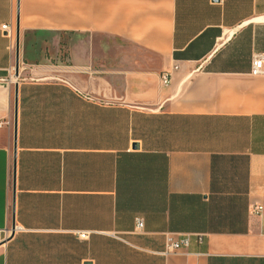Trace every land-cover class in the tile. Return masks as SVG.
Segmentation results:
<instances>
[{
	"label": "crops",
	"instance_id": "crops-1",
	"mask_svg": "<svg viewBox=\"0 0 264 264\" xmlns=\"http://www.w3.org/2000/svg\"><path fill=\"white\" fill-rule=\"evenodd\" d=\"M2 25L0 264H264V0H0Z\"/></svg>",
	"mask_w": 264,
	"mask_h": 264
},
{
	"label": "built area",
	"instance_id": "built-area-1",
	"mask_svg": "<svg viewBox=\"0 0 264 264\" xmlns=\"http://www.w3.org/2000/svg\"><path fill=\"white\" fill-rule=\"evenodd\" d=\"M0 31L9 39L12 38V34L10 31V27L8 25H2L0 27ZM249 74L251 76H264V54L254 55L251 59L250 64V72ZM161 82L163 85H167L169 83V75L167 73L163 74L161 76ZM250 214L255 216H260L264 214V204H256L254 206H251L249 210ZM135 229L136 230H142L143 228V221L140 218L135 219ZM86 232H78L77 236L80 239L87 238ZM111 237L120 239L115 234H111ZM188 246V239L187 237L183 239H176L173 235H166L164 238V248L163 251L160 252L161 255L167 256L171 253H174L178 251L181 248H185Z\"/></svg>",
	"mask_w": 264,
	"mask_h": 264
},
{
	"label": "water",
	"instance_id": "water-1",
	"mask_svg": "<svg viewBox=\"0 0 264 264\" xmlns=\"http://www.w3.org/2000/svg\"><path fill=\"white\" fill-rule=\"evenodd\" d=\"M19 30L16 25V42H15V66H14V71H15V76L17 77L18 74V64H19ZM16 103H17V88L15 86V91H14V137H13V164H14V152H15V128H16ZM136 147V146H134ZM11 218H12V226L14 225V220H13V197H12V213H11Z\"/></svg>",
	"mask_w": 264,
	"mask_h": 264
},
{
	"label": "rangeland",
	"instance_id": "rangeland-1",
	"mask_svg": "<svg viewBox=\"0 0 264 264\" xmlns=\"http://www.w3.org/2000/svg\"><path fill=\"white\" fill-rule=\"evenodd\" d=\"M62 37H63V39L65 38V36H62ZM68 37L70 38V36H68ZM83 37H84V36H83ZM69 38H68V39H69ZM68 43H71V42L69 41ZM96 51H98V49H97Z\"/></svg>",
	"mask_w": 264,
	"mask_h": 264
}]
</instances>
